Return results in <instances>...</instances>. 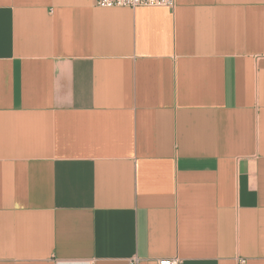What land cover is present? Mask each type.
I'll return each mask as SVG.
<instances>
[{
  "label": "crops",
  "instance_id": "0c3cea01",
  "mask_svg": "<svg viewBox=\"0 0 264 264\" xmlns=\"http://www.w3.org/2000/svg\"><path fill=\"white\" fill-rule=\"evenodd\" d=\"M264 264V0H0V264Z\"/></svg>",
  "mask_w": 264,
  "mask_h": 264
},
{
  "label": "built area",
  "instance_id": "2783aa9c",
  "mask_svg": "<svg viewBox=\"0 0 264 264\" xmlns=\"http://www.w3.org/2000/svg\"><path fill=\"white\" fill-rule=\"evenodd\" d=\"M94 6L98 8H128L135 9L138 7H174L175 0H92ZM156 264H178L177 259H159ZM240 264H245L244 260Z\"/></svg>",
  "mask_w": 264,
  "mask_h": 264
}]
</instances>
